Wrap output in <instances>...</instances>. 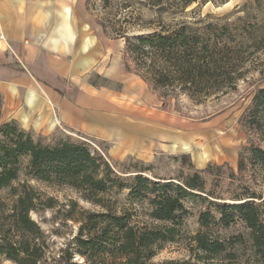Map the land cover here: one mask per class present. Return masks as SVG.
Returning <instances> with one entry per match:
<instances>
[{"label": "trees", "instance_id": "16d2710c", "mask_svg": "<svg viewBox=\"0 0 264 264\" xmlns=\"http://www.w3.org/2000/svg\"><path fill=\"white\" fill-rule=\"evenodd\" d=\"M193 1L181 0L184 6ZM259 29L254 25L243 27L233 37L227 25L208 24L197 30L182 24L168 31L124 37L123 61L128 70L132 69L129 64H134L152 90L178 85L186 95L208 97L233 86L240 78L242 63L264 43V38L257 36ZM246 122L250 129L264 135V88L255 92ZM23 158L30 178L69 186L90 202L100 204L98 195L127 190V197L145 205L146 217L159 225L138 226L129 211L85 213L66 248L47 261L43 232L29 217L41 203H37L39 197L31 187L22 185L13 189L15 200L8 227L0 226V257L14 264H109L117 259L125 264H205L220 256L232 259L235 253L230 250L245 243L242 236L222 239L215 234L237 223L249 230L251 250L264 261V199L251 193L247 185L239 184L238 191L223 194L216 190L219 185L207 188L199 170L160 178L141 162L134 163L136 175L129 185L128 177L119 175L83 140L60 134L43 140L14 120L0 123V190L10 189L17 181ZM186 159L183 157L182 162ZM237 169L240 174L262 173L264 148L250 145L240 152ZM227 178L234 180L236 175L230 173ZM187 199L200 206L196 213L199 231L192 239L196 262L152 263L164 245L182 236L185 221L192 214L184 203ZM42 206L51 208L52 200ZM74 255L83 262H73Z\"/></svg>", "mask_w": 264, "mask_h": 264}, {"label": "rangeland", "instance_id": "374dc122", "mask_svg": "<svg viewBox=\"0 0 264 264\" xmlns=\"http://www.w3.org/2000/svg\"><path fill=\"white\" fill-rule=\"evenodd\" d=\"M223 1L195 0L184 6L181 0H86L85 8L92 22L110 42L109 62L112 63L119 52L121 67L132 79L131 92L137 94L142 91L147 100L144 103L140 93L139 121L135 114L136 120H132L135 124L140 122L137 132L132 135L137 142L130 144L127 149L119 143L101 142L77 134L73 136L66 129L58 130L57 135H68L72 139L87 142L92 150L101 153L109 161L119 175L128 177L129 185L136 175L134 163L141 162L155 177L173 178L181 171L186 174L199 170L207 188L219 185L216 190L225 194L227 191H238V185L243 184L247 185L251 193L259 194L264 199V171H245L240 174L237 169L240 152L250 145L264 148V135L250 129L246 122V114L255 92L264 88V43L242 63L240 78L233 86L208 97L186 95L178 85L152 90L141 77V71L134 64H129L132 69L128 70L123 61L124 37L168 31L182 24L197 30L208 24L227 25L233 37L243 27L248 29L254 25L260 27L257 36L264 38V0ZM91 81L117 91L123 86L120 82H104L95 75ZM3 104L0 94V123L5 121ZM130 116L132 118L133 115ZM23 129L46 140L35 129ZM183 157L187 158L185 162H182ZM26 164L27 160L23 158L17 181L10 189L0 190V226L8 227V216L12 213L15 200L14 191L22 185L31 187L39 197L37 203L41 204H36L35 211L30 212L29 217L43 232L47 261L57 258L66 248L76 235L85 213L111 210L122 214L129 211L134 214L133 221L138 226L159 225L146 217L145 205L132 202L127 197V190L98 195L96 199L100 204H97L85 200L81 193L69 186L47 184L30 178L26 174ZM148 173L144 174L149 176ZM230 173L236 175L234 180L227 178ZM49 199L53 206H42ZM184 203L192 214L185 221L182 236L176 242L164 245L152 258V263L166 260L196 262L192 239L199 231L196 213L200 206L190 199ZM215 234L222 239L242 236L245 243L237 244L230 250L235 253L232 259L220 256L205 264H264L251 250L249 230L242 223L216 231ZM72 261L81 263L83 259L74 255ZM0 264L14 263L0 257ZM109 264L125 263L117 259Z\"/></svg>", "mask_w": 264, "mask_h": 264}, {"label": "crops", "instance_id": "0c3cea01", "mask_svg": "<svg viewBox=\"0 0 264 264\" xmlns=\"http://www.w3.org/2000/svg\"><path fill=\"white\" fill-rule=\"evenodd\" d=\"M85 6L86 0H0L2 113L46 140L66 129L127 149L137 142L140 122L132 120L135 114L139 121L142 91L131 92L119 52L109 62L110 42ZM93 75L122 89L95 84Z\"/></svg>", "mask_w": 264, "mask_h": 264}, {"label": "built area", "instance_id": "2783aa9c", "mask_svg": "<svg viewBox=\"0 0 264 264\" xmlns=\"http://www.w3.org/2000/svg\"><path fill=\"white\" fill-rule=\"evenodd\" d=\"M0 38H2V37L0 36Z\"/></svg>", "mask_w": 264, "mask_h": 264}]
</instances>
